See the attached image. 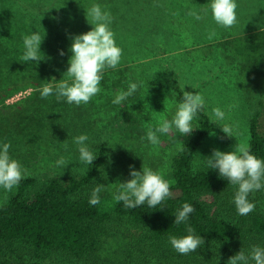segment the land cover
<instances>
[{"label": "rangeland", "instance_id": "rangeland-1", "mask_svg": "<svg viewBox=\"0 0 264 264\" xmlns=\"http://www.w3.org/2000/svg\"><path fill=\"white\" fill-rule=\"evenodd\" d=\"M94 1L96 0H0V38L22 39L23 35L32 33L30 23L34 18L39 19L42 25H48L51 18L57 17L69 24H64L58 34L52 33V39H55L53 45L59 44L64 55L70 58L71 37L92 28L87 10ZM209 2L210 0H136L134 23L126 22L118 13H113L115 16H112V23L114 22L115 27L111 23L110 29L114 33L116 45L122 50V57L117 68L106 69L103 74L112 78L117 70L126 69L128 75L135 80L134 83L138 84V89L133 94L132 101L115 105L112 103L115 98L113 87L100 84L101 91L89 103L83 104V107H88L85 117L81 119L71 115L74 120L68 121L66 127L61 120L69 115L61 110L58 129L51 135L53 142L50 148H9L10 157L26 170L25 177L36 178L33 189L41 188L50 177L66 181L69 176H79L83 169L89 168L90 165L79 161V153L73 142V138L81 134L89 137L86 143L97 155L96 159L101 156L103 160L97 181L83 188L81 195H90L96 183L104 185L101 193L109 195L111 192H118L119 182L131 179L129 165L137 171L141 170V165L148 166L167 180L164 175L170 171L174 156L190 135L182 136L173 129L167 135L158 134L160 143L152 145L146 138V131L148 124L155 127L162 118L171 120L176 105L181 102L176 98L177 87L182 91L203 95L205 109L202 112L209 117L212 126L192 161L193 169L207 168L203 158L210 157L213 149L230 152L237 143H249V122L258 109L261 110L259 129L264 131V83L260 82L264 74L255 69L258 59L256 62L253 59H240L223 43L227 38L264 26V0H236L237 23L228 29L217 25L210 12L204 15L203 9ZM106 5L111 14L114 11L112 5ZM102 10L106 11V6ZM189 12L200 14L202 19L197 21ZM80 27H83L82 32ZM72 29L78 33L73 35L69 32ZM242 46L246 47L243 43ZM8 47L11 50L9 45ZM17 49V52L23 53V44L18 45ZM252 54L255 55L256 52ZM57 70L52 69L54 72ZM54 72L46 75L45 82L41 81L40 89L45 83H56L51 81ZM25 78V75L15 74L11 75L10 80L21 81ZM30 92V89L19 91L7 103L25 98ZM260 102L262 105H259ZM39 106L41 112L44 109L43 103ZM214 107H219L225 113L223 121L214 122L211 113ZM198 123L197 115L192 121L193 127L197 129ZM224 124L232 128V137L222 132L219 126ZM1 141L0 145L11 140ZM65 143L68 145L67 150ZM61 156L70 161L65 168L55 165ZM15 191L16 187L11 192L0 188V204ZM202 198L211 202L209 197ZM248 199L254 203V209L264 213V189L250 193ZM229 211L230 208L227 209ZM257 246L264 247V242ZM119 254L105 264L145 263L126 253ZM47 264L69 262L56 256L48 260ZM191 264H213V261L205 260L200 255ZM216 264H220L219 260ZM249 264L253 262L250 261Z\"/></svg>", "mask_w": 264, "mask_h": 264}, {"label": "trees", "instance_id": "trees-1", "mask_svg": "<svg viewBox=\"0 0 264 264\" xmlns=\"http://www.w3.org/2000/svg\"><path fill=\"white\" fill-rule=\"evenodd\" d=\"M106 3L114 9L111 16L118 13L126 22L134 23L136 0H96L92 5L99 4L102 9L106 6V11H110ZM64 24L69 22L57 17L51 18L48 25H42L37 18L30 23L32 32L44 36L38 62L21 60L23 53L17 52V46L23 44L22 39L0 38V141L10 139V148H50L61 110L69 115V120L64 117L61 120L66 127L68 121L74 120L71 115L81 119L87 115L88 107L83 104L57 101L55 94L46 99L40 96L41 81H46V75L54 72L52 69H58L53 74L56 81L66 78L69 58L59 54L60 45H53L52 39V33L58 34ZM69 32L78 33L73 29ZM223 43L238 58L255 62L258 59L255 69L264 74V26L227 38ZM114 73L112 78L103 74L100 84L113 87L115 95L135 82L126 69ZM15 74L26 78L10 80ZM260 82L264 83V75ZM27 89L31 90L27 97L7 103L14 94ZM132 96L123 103L132 101ZM182 97L183 91L177 87L176 98L182 101ZM41 103L44 109L39 112ZM260 114L258 109L250 119L248 144L252 154L264 160ZM197 115L196 131L185 140L172 160L170 171L164 175L170 182L172 196L155 208L146 203L135 209L125 208L123 202L114 199L116 191L109 195L100 193V203L90 205V195L80 192L97 181L103 163L101 156L89 166L86 175L69 176L66 181L50 177L39 189H33L35 177L22 179L16 191L0 204V264H47L56 256L67 259L69 264H105L119 253L152 264H191L200 255L213 264L218 260L227 264L229 257L239 250L247 252L251 246L264 242V213L254 209L248 215H239L233 202L236 187L221 178L216 169L192 168L202 140L212 129L205 113ZM202 197H209L211 202ZM184 203L192 205L194 212L187 222L177 225L175 215ZM228 208L231 211L227 212ZM188 226L194 229V235L203 238L204 244L196 252L182 255L173 249L168 238L187 235Z\"/></svg>", "mask_w": 264, "mask_h": 264}, {"label": "clouds", "instance_id": "clouds-1", "mask_svg": "<svg viewBox=\"0 0 264 264\" xmlns=\"http://www.w3.org/2000/svg\"><path fill=\"white\" fill-rule=\"evenodd\" d=\"M238 5L236 0H210L207 7L203 9L204 15L211 13L213 21L223 28H231L237 23L236 9ZM197 21L202 19L200 14L189 12ZM87 16L91 18L92 28L85 33L71 37L72 43L70 51L72 53L68 60V68L64 74L66 78H61L53 83H45L40 89L41 98H48L55 94L57 101L62 99L69 103L80 106L87 104L97 95L101 88L100 81L106 69H115L121 62L122 50L116 45L114 33L110 29L112 16L110 12L102 10L99 4H93L87 10ZM45 35V34H44ZM44 37V36H43ZM43 37L32 32L29 35H23V55L21 60L24 62H38L40 57V44ZM64 55L63 51L59 53ZM138 89L137 83L130 82L126 91L121 90L113 99L115 105L121 104L128 97L132 96ZM205 109V99L198 92L183 91L182 101L176 105V110L171 120L162 118L157 125L153 127L147 125L146 138L152 145H158L160 139L158 134L167 135L173 129L179 131L182 136L191 135L194 128L192 121L197 114ZM211 113L215 121H223L225 113L219 108L214 107ZM222 132L232 137V128L224 124L219 126ZM211 134V133H210ZM144 137H142L143 139ZM89 137L81 134L73 138V142L79 153V161L85 165H92L97 155L90 149L86 143ZM65 150L68 145L64 144ZM10 144L5 142L0 145V188L5 192H11L19 186L22 179L25 178L26 170L21 164L10 157ZM182 150V149H181ZM207 169H216L221 178L236 187L234 193V205L239 215H248L255 208L254 203L250 202L249 194L264 189V160L257 158L251 152V146L248 143H237L234 150L222 152L217 149L212 150V155L203 158ZM70 163L69 160L61 156L55 165L65 168ZM88 169L82 170L86 175ZM129 175L131 179L125 182H119V191L114 196L117 202H123V206L128 209L147 204L150 208L165 201L172 196L170 191V182L165 180L161 174L148 166H142L141 170H135L129 165ZM104 185L96 183L92 189L88 203L92 206L100 203L99 194ZM194 212V208L189 203L182 204L177 210L174 223L180 225L187 222L189 215ZM187 235L177 237L169 236V242L173 249L182 255L196 252L204 244L201 236L194 235V229L187 227ZM264 264V247L253 245L246 254L239 250L235 255L229 257L227 264Z\"/></svg>", "mask_w": 264, "mask_h": 264}, {"label": "crops", "instance_id": "crops-1", "mask_svg": "<svg viewBox=\"0 0 264 264\" xmlns=\"http://www.w3.org/2000/svg\"><path fill=\"white\" fill-rule=\"evenodd\" d=\"M261 28V27H260Z\"/></svg>", "mask_w": 264, "mask_h": 264}]
</instances>
